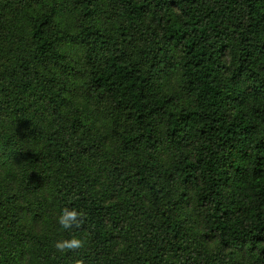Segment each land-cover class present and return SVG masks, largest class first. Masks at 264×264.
I'll use <instances>...</instances> for the list:
<instances>
[{"label": "trees", "instance_id": "obj_1", "mask_svg": "<svg viewBox=\"0 0 264 264\" xmlns=\"http://www.w3.org/2000/svg\"><path fill=\"white\" fill-rule=\"evenodd\" d=\"M0 264H264V0H0Z\"/></svg>", "mask_w": 264, "mask_h": 264}, {"label": "clouds", "instance_id": "obj_2", "mask_svg": "<svg viewBox=\"0 0 264 264\" xmlns=\"http://www.w3.org/2000/svg\"><path fill=\"white\" fill-rule=\"evenodd\" d=\"M81 214L75 209L69 210L67 208L63 209L61 215L59 216L58 223L60 226L68 230L74 225L78 224V218ZM82 241L76 238L59 240L55 244V248L59 252H64L66 250H74L82 247Z\"/></svg>", "mask_w": 264, "mask_h": 264}, {"label": "rangeland", "instance_id": "obj_3", "mask_svg": "<svg viewBox=\"0 0 264 264\" xmlns=\"http://www.w3.org/2000/svg\"><path fill=\"white\" fill-rule=\"evenodd\" d=\"M170 83H171V88H174L176 86V76H173L170 80Z\"/></svg>", "mask_w": 264, "mask_h": 264}]
</instances>
